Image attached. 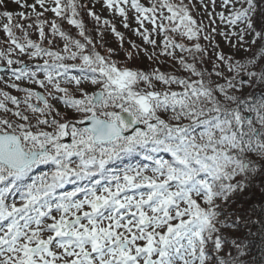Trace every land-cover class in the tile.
I'll use <instances>...</instances> for the list:
<instances>
[{"label":"snow or ice","instance_id":"snow-or-ice-1","mask_svg":"<svg viewBox=\"0 0 264 264\" xmlns=\"http://www.w3.org/2000/svg\"><path fill=\"white\" fill-rule=\"evenodd\" d=\"M0 31V264H264V0H0Z\"/></svg>","mask_w":264,"mask_h":264},{"label":"trees","instance_id":"trees-1","mask_svg":"<svg viewBox=\"0 0 264 264\" xmlns=\"http://www.w3.org/2000/svg\"><path fill=\"white\" fill-rule=\"evenodd\" d=\"M87 19V18H86ZM89 27H91V24H89ZM0 33L2 34V37H3V33H2V31H0ZM107 36V35H106ZM109 36H111V34H109ZM109 36L105 39V41H106V43L108 42V38H109ZM113 37V39H110L109 41H111L112 42V40L115 42H118L117 40H115L116 38L114 37V36H112ZM115 42V43H116ZM119 45V44H118ZM116 46V45H115ZM101 51H102V49H100ZM167 158V157H166ZM129 162H131V163H137V162H140L138 159L137 160H131V161H129ZM72 187H74L73 185H69V186H67V189L66 190H68V191H70L71 189H72ZM251 230V232L253 233V235L251 236V237H249V239H250V241H251V243L252 244H255L256 245V247L255 248H253V256L255 257V258H259V255H260V248H259V238H258V236H256L255 235V229L254 228H252V229H250ZM243 231L244 232H247V231H249V229H243Z\"/></svg>","mask_w":264,"mask_h":264},{"label":"rangeland","instance_id":"rangeland-1","mask_svg":"<svg viewBox=\"0 0 264 264\" xmlns=\"http://www.w3.org/2000/svg\"><path fill=\"white\" fill-rule=\"evenodd\" d=\"M105 15H106V13H105ZM133 26H135V25H133ZM118 29H119L120 31H122V32L125 33V36H126L127 39H129V40H136L137 43H140L139 38L132 36V34H131L130 32H128L127 30L123 29V28L120 27L119 25H118ZM108 36H109V34L105 37V39H106ZM0 37H2V34H1V33H0ZM110 39H113L112 35L109 36V38L107 39L108 42L106 43V46H107V47L116 48V49L119 51V45H118V42L115 41V42H116V43H115L113 40H112V42H111V41H109ZM115 40H116V39H115ZM115 45H116V46H115ZM124 47H125V48H128L129 46H128V44L126 43ZM104 51H105V49H102V52H104ZM117 58H118V59H123V56L120 55V56L117 57ZM138 66H143V65L141 64V65H138ZM69 142H70V141H69ZM66 189H67V188H66ZM66 189H65V190H66Z\"/></svg>","mask_w":264,"mask_h":264}]
</instances>
